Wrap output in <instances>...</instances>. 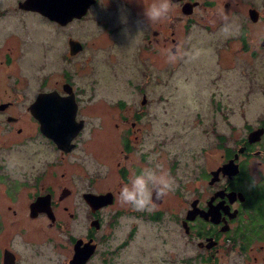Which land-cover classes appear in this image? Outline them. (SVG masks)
Segmentation results:
<instances>
[{
	"label": "flooded vegetation",
	"instance_id": "flooded-vegetation-1",
	"mask_svg": "<svg viewBox=\"0 0 264 264\" xmlns=\"http://www.w3.org/2000/svg\"><path fill=\"white\" fill-rule=\"evenodd\" d=\"M188 1H199L191 13L182 10ZM170 2L175 6L169 12L172 20L157 21L146 40L79 39L83 47L75 53L68 40L62 57L76 61L77 71L91 76L89 86L78 84L76 72L66 69L52 85L41 76L40 84L31 87L37 90L22 92V76L1 67L13 60L10 42L15 35L5 25L0 29V135L10 144L40 141L47 154L40 166H28L20 178L0 164V264H154V239L147 245L140 237L135 244L136 233H154V218L163 215L160 206L174 203L180 204L174 216L195 241L203 264H218L228 252L244 257L247 264H264V91L260 106L253 105V93L246 106L234 100L226 102L225 111L222 100L215 101L212 94L211 103L229 131L211 126L215 149L209 153L202 64L195 58L201 43L178 36L172 22L177 15L192 19L197 7L213 1ZM11 9L40 14L18 4L0 12ZM174 59L184 62L185 80H193L194 89L184 102L161 101L152 109L148 93ZM120 84L122 95L105 94L118 91ZM41 92H50L41 107L42 122L30 108ZM20 105L26 116L17 110ZM164 114L175 116L176 122L185 114L179 124L188 131L187 145L201 134L202 141L190 145L185 159L179 152L169 160L154 155ZM53 132L60 138L64 132L71 135L70 147L58 145L49 136ZM173 133L180 136L175 129ZM149 167L178 181L173 192L150 193L143 207L121 200L120 186ZM87 192L107 193L109 198L92 203ZM39 196L44 203L32 208Z\"/></svg>",
	"mask_w": 264,
	"mask_h": 264
},
{
	"label": "rangeland",
	"instance_id": "rangeland-1",
	"mask_svg": "<svg viewBox=\"0 0 264 264\" xmlns=\"http://www.w3.org/2000/svg\"><path fill=\"white\" fill-rule=\"evenodd\" d=\"M126 1L102 0L97 5L91 6L83 17L75 18L65 25L49 20L41 13H18L12 9L4 14L0 12V29L5 25L15 35V40L10 42L14 48L13 60L7 66L0 64L1 67L10 68L22 76L19 83L22 92L37 90L36 87L33 89L31 87L40 84L41 76L43 78L46 76V84L52 85L56 78L64 77L66 69L76 72L74 80L78 84L91 85V76L77 71L76 61L62 57L69 37L73 36L86 42L104 38L146 40V32L157 25V21H166V24H169L168 22L172 20L169 12L173 11L175 6L170 2L171 0H169L170 7L166 16L152 22L147 21L143 15L142 0H138L136 4H130L133 0ZM211 1H213L212 4L197 7V13L192 19L174 16L172 24L176 34L184 40H197L201 43L195 58L202 64L200 86L204 96L207 129L204 142L210 150L209 153L212 154L215 145L211 126L217 124L223 132L229 131L216 105L211 103L212 94H215L214 100H222L223 111L226 110V102L230 103L234 100L239 106H246L247 100L253 93L255 107L263 102L264 44L262 45L261 41L264 38V0ZM13 4L17 5L18 0H0V10ZM250 7H256L260 11L258 20L254 21L250 18ZM18 36L20 39L17 38ZM2 58L0 54V60ZM158 65L161 66V62ZM185 74L186 66L183 61L177 62L174 59L169 66L163 67L159 82L154 81L153 90L148 93L153 102L152 109L161 101L184 102L186 100L185 95L194 88L193 80L191 83L186 81ZM194 77L195 74L193 79ZM197 78L196 76L195 79ZM124 84H120L118 91L111 89L105 94L111 93L112 98L122 95ZM125 94L129 96L128 89ZM17 110L26 116L24 105L17 107ZM178 115L180 117L183 115L182 110ZM174 117L169 114L162 115L164 119H161L158 136L156 139L154 137V155L163 157V160L175 159L178 152L180 158L185 159L190 148L193 147L190 145L202 141L200 134L187 145L188 131L179 124L184 122L181 121L183 117L177 122L173 121ZM238 118L241 119L240 116ZM174 129L180 134L179 137L173 133ZM3 140L0 135V164L9 166V170L14 172L15 177L20 178L22 171L30 165L40 166L47 156L40 141L20 140L10 144ZM179 173L180 170L178 175ZM177 183L176 179L171 180L169 188L171 192ZM179 205L174 203L160 206L163 215L159 219L154 218V233H136L135 244L141 242L140 237L143 240L146 238L144 242L147 245L151 243L148 241L154 239V242L152 241L154 264H203L197 258L201 252L195 241L187 236L180 221L174 216ZM154 208H156L155 204ZM218 264H247V262L244 257L228 252L219 258Z\"/></svg>",
	"mask_w": 264,
	"mask_h": 264
},
{
	"label": "water",
	"instance_id": "water-1",
	"mask_svg": "<svg viewBox=\"0 0 264 264\" xmlns=\"http://www.w3.org/2000/svg\"><path fill=\"white\" fill-rule=\"evenodd\" d=\"M173 1H179V0H173ZM95 2L96 0H19L18 6L25 9L38 11L42 15L48 17L49 19L56 21L62 25H65L75 18L83 17L88 12L89 7ZM198 3L199 1H194V2L188 1L183 4L182 10L185 13H191L194 5H197ZM249 16L252 20L256 21L260 16V11L256 7H250ZM68 40L71 48V53H75L80 49H82L83 43L79 39H76L71 36L69 37ZM261 44L262 45L264 44V38L262 39ZM48 95H50V92L39 93L35 101L30 105L33 115H35V117H37L41 122H42L41 107L43 105L44 98ZM48 105L46 106L47 109L50 108V106ZM62 117H63L62 124L65 125L66 117L64 116V114L62 115ZM49 136L52 137L58 145L64 148L70 147L68 145L70 144V140L72 136L67 134L66 132L63 133L62 135L63 137L61 138L57 137V135H55L54 132L52 134H49ZM85 196H87L92 203H105L109 198V195L107 193L96 194L92 192H87ZM40 197L41 196H39L34 202H32L31 205L32 208L36 205L40 206L44 203L42 201V198Z\"/></svg>",
	"mask_w": 264,
	"mask_h": 264
},
{
	"label": "clouds",
	"instance_id": "clouds-1",
	"mask_svg": "<svg viewBox=\"0 0 264 264\" xmlns=\"http://www.w3.org/2000/svg\"><path fill=\"white\" fill-rule=\"evenodd\" d=\"M143 15L149 22L166 16L169 0H143ZM260 159V158H257ZM171 187V177L157 173L152 168H143L131 174L120 186L118 196L134 207H143L149 200L150 193L159 196Z\"/></svg>",
	"mask_w": 264,
	"mask_h": 264
}]
</instances>
